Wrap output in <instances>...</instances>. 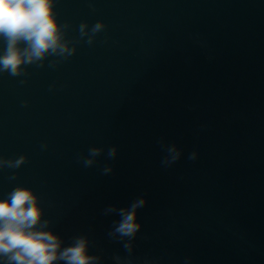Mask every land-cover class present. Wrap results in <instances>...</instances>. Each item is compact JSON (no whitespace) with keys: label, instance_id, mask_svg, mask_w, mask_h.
<instances>
[{"label":"water","instance_id":"obj_1","mask_svg":"<svg viewBox=\"0 0 264 264\" xmlns=\"http://www.w3.org/2000/svg\"><path fill=\"white\" fill-rule=\"evenodd\" d=\"M55 12L76 54L0 73V158L27 157L0 170V199L32 189L63 246L86 236L100 264H264V0H57ZM97 22L95 42L80 40ZM161 139L182 152L170 167ZM94 146L105 152L84 168ZM138 198L135 238L110 237L120 217L105 209Z\"/></svg>","mask_w":264,"mask_h":264},{"label":"clouds","instance_id":"obj_2","mask_svg":"<svg viewBox=\"0 0 264 264\" xmlns=\"http://www.w3.org/2000/svg\"><path fill=\"white\" fill-rule=\"evenodd\" d=\"M56 2L0 0V39L5 44L3 54H0V73L20 77L26 74L23 66L43 68L49 57H56L58 59L48 64L54 68L76 54V47L71 46L73 41L65 38L71 26L58 22ZM105 28L103 22L95 23L90 29L87 23H81L78 26L80 40L87 38L85 42L92 45L96 35ZM158 143L166 153L161 161L163 166L170 167L181 158L182 152L174 144H165L162 139ZM104 152L102 147H90L87 155H78L77 162L84 168L93 167L97 163L96 158ZM116 155V147L107 149L109 159H115ZM188 158L196 160L197 153L192 152ZM26 162L27 157L23 155L15 159L0 158V170L20 169ZM102 171L108 174L112 169L105 166ZM8 179L15 181L17 175L13 174ZM145 203L144 199L138 198L126 209L113 206L105 209L106 215L116 213L120 217L108 235L118 237L120 241L134 239L141 228L137 223V210ZM43 217L40 198L30 188L16 186L7 193L6 199H0V264H100L101 256L89 254L90 241L86 236L73 237L71 245L65 247L64 241L49 230L52 221ZM123 247L128 252L132 251L130 242L123 243ZM114 259L118 261L119 257Z\"/></svg>","mask_w":264,"mask_h":264}]
</instances>
